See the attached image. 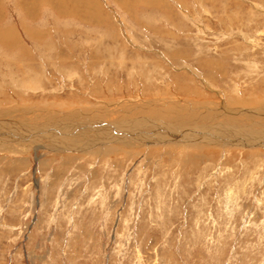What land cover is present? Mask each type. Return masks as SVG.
<instances>
[{"label":"rangeland","instance_id":"374dc122","mask_svg":"<svg viewBox=\"0 0 264 264\" xmlns=\"http://www.w3.org/2000/svg\"><path fill=\"white\" fill-rule=\"evenodd\" d=\"M56 1L0 0V264H264V143L188 132L264 121V0Z\"/></svg>","mask_w":264,"mask_h":264},{"label":"bare ground","instance_id":"6f19581e","mask_svg":"<svg viewBox=\"0 0 264 264\" xmlns=\"http://www.w3.org/2000/svg\"><path fill=\"white\" fill-rule=\"evenodd\" d=\"M87 1H89V4L90 5H95V4H93L92 3V1L93 0H86V2ZM19 2V1H18ZM57 2V4H59V5H61V1L59 2L58 0L56 1ZM83 2V1H82ZM85 4V3H84ZM89 5V6H90ZM84 7H85V5H84ZM28 14V13H27ZM12 31H13V27H8L7 29H4V30H2V31H0V41H2V42H6V43H9L10 41H12L14 38V35L12 36L11 34H12ZM29 31H30V29H29ZM32 32V31H31ZM26 49V48H25ZM31 83V82H30ZM239 99V98H238ZM172 100V99H171ZM160 101V100H159ZM168 102H170V100L168 101ZM174 102V101H173ZM138 103V102H137ZM156 104V103H155ZM166 104V103H165ZM141 105V104H140ZM158 105V104H157ZM159 106H160V104H159ZM176 106V105H175ZM130 107V106H129ZM128 107V108H129ZM108 108V107H107ZM156 108H158V107H156ZM155 108V109H156ZM184 108H185V105L182 107H178V109L177 108H173V110H175L178 114H181L182 116L184 115V114H187V113H189V117H191V118H193V120L194 121H196V117H194V113L190 110V112L189 111H187L186 113H184ZM213 108V106H211V108H210V106H209V108H208V106H205V107H203L202 109V111H200L201 113H202V115L204 116L205 115V117L202 119V121L203 122H205V121H207L208 123L210 122V121H215L216 120V123H213V125H211L212 127H211V131H208V132H202V131H192V130H190V131H188V132H192L193 134H195L197 137H198V139H205L206 141H215V142H217L218 144H220V143H223V142H232V143H241V144H243V145H246V146H251V145H257L258 143H260V142H262V143H264V128H263V126H262V124H264V121H260V120H258V121H255V122H253V124L251 125V126H248V125H246V127H244L243 125H241L242 127H239L240 126V124H238V123H241V118L239 119V114L240 113H242V112H240L239 114L235 111V112H233V111H230V110H227V111H225L226 109H222V110H224L225 112H224V114H223V111L222 110H219V109H216L215 107V109L216 110H213L212 109ZM119 109V108H118ZM163 109V108H162ZM206 109V110H205ZM232 109V108H231ZM17 110H24V108L22 109V108H20V109H18L17 108ZM184 110V111H183ZM236 110V109H235ZM12 111L13 110H9V111H6V113L4 112H2L3 114H10V116L9 117H14L13 115H18V116H26L25 114H26V111H16V113L15 112H13L12 113ZM239 112V111H238ZM151 113V112H150ZM166 113V112H165ZM48 114V113H47ZM235 114V115H234ZM244 114H246V113H244ZM257 114H258V112H257ZM256 114V115H257ZM4 115V116H5ZM37 115V114H36ZM55 115V114H54ZM175 115H176V113H175ZM6 116H8V115H6ZM5 116V117H6ZM42 116V115H41ZM167 116V115H166ZM180 116V115H179ZM187 116V115H186ZM203 116H201V117H203ZM251 116V115H250ZM249 116V117H250ZM22 117V118H23ZM156 117V116H155ZM183 117H185V116H183ZM29 118V117H28ZM43 118V117H42ZM141 118V117H140ZM148 118V117H147ZM153 118H154V115H153ZM168 118H170V117H168ZM222 118H224L223 120H222ZM247 118V117H246ZM252 118V117H251ZM251 118H249V119H251ZM27 119V118H26ZM39 119V118H38ZM151 119V118H150ZM160 119H161V117H160ZM181 119H183V118H181ZM190 119V118H189ZM213 119H215V120H213ZM253 119V118H252ZM257 119V118H256ZM260 119V118H259ZM52 120V119H51ZM61 120V119H60ZM135 120V119H134ZM187 120V119H186ZM191 121V120H188V122L187 123H189V122H194V121ZM100 121V120H99ZM150 121H153V120H150ZM149 121V123H151ZM182 121V120H181ZM250 121H252V120H249V122ZM1 122V121H0ZM123 122H131V121H123ZM155 122V121H154ZM154 122H152V124L154 125L155 123ZM183 122V121H182ZM198 121H196V123H197ZM248 122V123H249ZM2 123V122H1ZM65 123V122H64ZM63 123V124H64ZM161 122L159 121V125H157V127H160L161 129H163L164 131H165V133L164 134H166V136L164 137V138H156L155 136V138L153 137V132L152 133H149V132H147V133H144L143 131V133L146 135V134H148V140H149V142H162L163 140H168V139H174L176 136H174V135H172L171 136V134L169 133V130H166V129H168L167 127H168V125L166 126V127H164V126H162L161 124H160ZM195 123V124H196ZM225 123H232V126H229V125H227V124H225ZM243 123H244V125H245V123L246 122H244L243 121ZM63 124H62V126H63ZM137 124H140V120L139 121H137V122H135L134 121V123H132V125L131 124H125L124 125V129L123 128H121V129H123L124 130V132H122V134L123 135H126L127 134V132L128 133H130V131L132 130V129H134V128H136V127H138V125ZM148 124V123H147ZM151 124V125H152ZM166 124V123H165ZM183 124V123H182ZM185 124H186V122H185ZM194 124V125H195ZM242 124V123H241ZM39 125V124H38ZM61 125V124H60ZM106 125V124H105ZM121 125V124H120ZM142 125V124H141ZM141 125H139V126H141ZM187 125V124H186ZM237 125H239V126H237ZM2 126V125H1ZM44 126V125H43ZM65 126V125H64ZM69 126V125H68ZM102 126V125H101ZM108 126H110V125H108ZM131 126H133L134 128H132L131 130H130V127ZM199 126V125H198ZM25 127V126H24ZM66 128H67V126H65ZM72 127V126H71ZM96 127V126H95ZM99 127V126H98ZM111 127V126H110ZM127 127V128H126ZM153 127V126H152ZM157 127H155V129L157 128ZM170 127H172V125L170 126ZM200 127V126H199ZM202 127H204V125L202 124ZM210 127V126H209ZM58 128V127H57ZM56 128V129H57ZM69 128V127H68ZM80 128V127H79ZM105 128V127H104ZM103 128V129H104ZM109 127H107V129H108ZM117 128H118V125L117 126H112L110 129H104V130H106V131H108V132H105V133H103L104 135L103 136H101L100 138H108V137H117L115 134H111V135H106L107 133L109 134L110 133V131L111 132H113V131H116L117 130ZM128 128H129V130H128ZM177 128H179V126L177 127ZM195 128V127H194ZM198 128V127H197ZM213 128H214V130H213ZM43 129V128H42ZM71 129V128H70ZM72 129H74V128H72ZM89 129V128H88ZM87 129V130H88ZM98 129V128H97ZM100 129V128H99ZM118 129H120V128H118ZM142 129V128H141ZM140 129V130H141ZM181 129V128H180ZM183 129V128H182ZM196 129V128H195ZM198 129H200V128H198ZM205 129V128H204ZM210 129V128H209ZM78 130V129H77ZM77 130H75V131H77ZM90 130H94V129H92V127L90 128ZM135 130V129H134ZM147 130V129H146ZM151 130V129H150ZM149 130V131H150ZM153 130V129H152ZM151 130V131H152ZM163 130H157V132H164ZM179 130V129H178ZM197 130V129H196ZM202 130V129H201ZM1 131V130H0ZM20 131V130H19ZM41 131V130H40ZM50 131V130H49ZM101 131V130H100ZM138 131V130H137ZM156 131V130H155ZM23 132V131H22ZM24 132H26V131H24ZM69 132V131H68ZM102 132V131H101ZM13 133V132H12ZM20 133V132H19ZM91 133V132H90ZM120 133V132H119ZM126 133V134H125ZM139 133H141V131L139 132ZM242 133H244L243 134V136L241 135ZM2 134V133H1ZM8 134H9V132H8ZM63 134V133H62ZM79 134V133H78ZM190 134V133H189ZM192 134V135H193ZM223 134H225L227 137H224L223 136ZM23 135V134H22ZM50 135V134H49ZM160 135V134H159ZM15 136H17L16 134H15ZM19 136V135H18ZM55 136V135H54ZM67 136H69V135H67ZM80 136H82V135H80ZM89 136V135H88ZM134 136V135H133ZM162 136H163V134H162ZM6 137V136H5ZM52 137V136H51ZM59 137V136H58ZM73 137V136H72ZM71 137V138H72ZM78 137V136H77ZM76 137V138H77ZM83 137V136H82ZM159 137V136H158ZM179 137V136H178ZM18 138V137H17ZM20 138V137H19ZM22 138V137H21ZM68 138V137H67ZM76 138L74 139V141L76 140ZM80 138V137H79ZM99 138V137H98ZM123 138V137H122ZM179 138H181V137H179ZM189 138V137H188ZM3 139H4V137H3ZM78 139V138H77ZM126 139V138H125ZM182 139V138H181ZM186 140H187V138H185ZM190 140H192L193 138H189ZM196 139V138H195ZM6 140V139H5ZM18 140V139H17ZM27 140V139H26ZM32 140V139H31ZM31 140H29L30 142H32ZM80 140V139H79ZM88 140V139H87ZM90 140V139H89ZM144 140V139H143ZM145 140H146V138H145ZM204 140V141H205ZM22 141V140H21ZM28 141V140H27ZM90 141H92V140H90ZM179 141V140H178ZM198 141V140H197ZM240 141V142H239ZM1 142V141H0ZM10 142V141H9ZM20 142V141H19ZM131 142V141H130ZM175 142V141H174ZM257 142V143H256ZM20 143H22V142H20ZM25 143V142H24ZM56 143V142H55ZM73 143V142H72ZM124 143V142H123ZM261 143V144H262ZM7 144H8V142H7ZM29 144V143H28ZM170 144H172V143H170ZM189 144V143H188ZM224 144V143H223ZM4 145V144H3ZM11 145H12V143H11ZM27 145V144H26ZM31 145H32V143H31ZM9 146V145H8ZM227 146V145H226ZM225 146V147H226ZM229 146V145H228ZM263 146V145H262ZM64 147V146H63ZM209 147V146H208ZM60 148V147H59ZM14 149V147L12 148V150ZM58 151V150H57ZM90 152V151H89ZM108 152H110V151H108ZM107 152V153H108ZM132 154V153H131ZM45 161V160H44Z\"/></svg>","mask_w":264,"mask_h":264}]
</instances>
